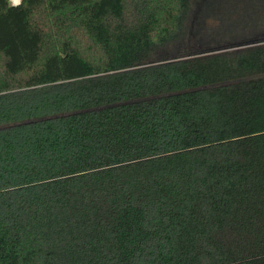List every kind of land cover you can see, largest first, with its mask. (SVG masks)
I'll use <instances>...</instances> for the list:
<instances>
[{
    "label": "trees",
    "instance_id": "1",
    "mask_svg": "<svg viewBox=\"0 0 264 264\" xmlns=\"http://www.w3.org/2000/svg\"><path fill=\"white\" fill-rule=\"evenodd\" d=\"M227 3L0 0V264H264V12Z\"/></svg>",
    "mask_w": 264,
    "mask_h": 264
},
{
    "label": "rangeland",
    "instance_id": "2",
    "mask_svg": "<svg viewBox=\"0 0 264 264\" xmlns=\"http://www.w3.org/2000/svg\"><path fill=\"white\" fill-rule=\"evenodd\" d=\"M255 1L229 0V3L225 4L224 7L228 6V8L230 9L222 11L219 7L215 10V14L221 20L225 19L228 14H231L233 18L237 20L244 14H246V16L248 17L250 14V9H253L254 13L251 16V19L260 20L262 17V12H264V2H261V0Z\"/></svg>",
    "mask_w": 264,
    "mask_h": 264
},
{
    "label": "built area",
    "instance_id": "3",
    "mask_svg": "<svg viewBox=\"0 0 264 264\" xmlns=\"http://www.w3.org/2000/svg\"><path fill=\"white\" fill-rule=\"evenodd\" d=\"M21 0H8L9 5L16 6L20 4Z\"/></svg>",
    "mask_w": 264,
    "mask_h": 264
}]
</instances>
